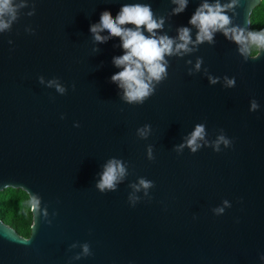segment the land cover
Returning <instances> with one entry per match:
<instances>
[{
  "label": "water",
  "instance_id": "95a60500",
  "mask_svg": "<svg viewBox=\"0 0 264 264\" xmlns=\"http://www.w3.org/2000/svg\"><path fill=\"white\" fill-rule=\"evenodd\" d=\"M217 2L232 4L187 0L176 12L174 0H11L15 18L0 16L9 24L0 30V191L29 195L32 224L25 237L0 219V264H264V48L252 56L248 40L223 30L197 43L189 21ZM259 2L226 8V27L247 38ZM132 4L162 21L155 38L175 50L188 28L191 42L165 55L166 75L143 102L129 103L111 79L123 70L113 63L126 51L121 38L99 43L90 27ZM110 160L125 175L101 191Z\"/></svg>",
  "mask_w": 264,
  "mask_h": 264
},
{
  "label": "clouds",
  "instance_id": "9594fccd",
  "mask_svg": "<svg viewBox=\"0 0 264 264\" xmlns=\"http://www.w3.org/2000/svg\"><path fill=\"white\" fill-rule=\"evenodd\" d=\"M179 7L174 11H183L187 0H174ZM237 3V0H232V4L221 6L218 2L214 5L208 3L202 4L189 21L190 24L198 27L199 32L196 37V42L201 43L205 40L212 41L213 33L218 30H223L226 37L234 40L236 43L243 45L246 40H250L255 47L251 50V55H256L257 48H264V32L249 33L246 38L243 35V30L236 28H227L230 24V19L224 14L226 8H231ZM6 12L12 13L15 18V10L11 7V0H0V16ZM135 25V30L121 27L122 25ZM143 26L151 35L146 37L142 31ZM9 27V24L0 20V30ZM162 27V21L157 23L153 19V13L150 6L142 4L125 5L115 19L111 13L105 11L101 14L100 22L90 27V31L94 35V39L99 43H104L110 37H120L122 47L125 49V54L120 57H114L113 63L117 67H123V70L112 76L113 82H119V86L124 89V99L129 103L143 102L148 97L153 89L149 86L152 80L160 81L166 75L165 55L180 54L181 50L190 51L188 44L190 40V29L182 28L179 30V40L182 43L176 44L175 50L173 44L175 41L168 36H160L155 38L156 29ZM107 30L109 36L100 35L101 32ZM245 49L242 47L241 52ZM199 67V63L197 64ZM147 73V76L145 75ZM146 80L148 82H146ZM215 81H213L214 83ZM233 83L229 81V84ZM63 91V89H59ZM253 109L256 104L253 103ZM204 128L198 125L195 131L191 134V138L187 141V146L195 151L199 145L197 140L203 138ZM144 134L143 132L141 133ZM223 140V137L220 138ZM224 143L228 142L224 140ZM125 175V168L120 161L110 160L105 166L101 180L97 187L103 191L105 189H114L116 182ZM140 185L144 188L150 186V182L145 180L140 181ZM39 201H33V208L38 207ZM85 253L88 248L85 245Z\"/></svg>",
  "mask_w": 264,
  "mask_h": 264
},
{
  "label": "trees",
  "instance_id": "16d2710c",
  "mask_svg": "<svg viewBox=\"0 0 264 264\" xmlns=\"http://www.w3.org/2000/svg\"><path fill=\"white\" fill-rule=\"evenodd\" d=\"M264 32V0H260L250 13L249 33ZM249 42V52L255 47ZM258 48L256 50V53ZM32 202L21 188L7 187L0 191V219L22 236H29L32 224Z\"/></svg>",
  "mask_w": 264,
  "mask_h": 264
}]
</instances>
